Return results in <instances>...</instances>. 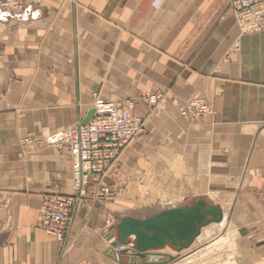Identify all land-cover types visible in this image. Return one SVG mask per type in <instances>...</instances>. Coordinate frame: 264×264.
I'll list each match as a JSON object with an SVG mask.
<instances>
[{
    "label": "crops",
    "instance_id": "1",
    "mask_svg": "<svg viewBox=\"0 0 264 264\" xmlns=\"http://www.w3.org/2000/svg\"><path fill=\"white\" fill-rule=\"evenodd\" d=\"M0 54V264H129L109 251L114 226L161 212L158 195L210 198L221 224L233 211L242 255L264 260V29L242 32L228 0H27L0 19ZM159 89L168 99L151 113L142 99ZM94 93L133 99L146 130L92 181L60 242L38 211L46 194L72 193L60 133L85 119ZM196 97L212 112L184 118L179 105ZM154 171L164 178L148 196ZM103 188L114 198L99 200Z\"/></svg>",
    "mask_w": 264,
    "mask_h": 264
},
{
    "label": "built area",
    "instance_id": "2",
    "mask_svg": "<svg viewBox=\"0 0 264 264\" xmlns=\"http://www.w3.org/2000/svg\"><path fill=\"white\" fill-rule=\"evenodd\" d=\"M27 0H0V19L11 18L23 12ZM229 9L242 32L251 33L264 29V0H228ZM0 57L2 55L0 54ZM162 92L148 93L143 97L150 108H156L164 100ZM133 99L110 100L96 97L93 117L86 125L76 123L63 133L71 154L72 193L46 194L37 219L38 227L58 241L68 236L75 213L86 203L92 181H101L122 151L145 133L146 119L134 113ZM212 112L205 98H194L180 106L181 115L197 120ZM33 141L24 139L29 145ZM99 200L111 199L110 188L96 193ZM114 224V221H111ZM111 224V223H110ZM114 249L117 263L123 260L122 250Z\"/></svg>",
    "mask_w": 264,
    "mask_h": 264
},
{
    "label": "water",
    "instance_id": "3",
    "mask_svg": "<svg viewBox=\"0 0 264 264\" xmlns=\"http://www.w3.org/2000/svg\"><path fill=\"white\" fill-rule=\"evenodd\" d=\"M94 113L91 108L81 124L86 125ZM223 220L222 207L202 198L187 206L162 210L146 219L125 216L114 226L118 239L110 243L109 251L113 253L119 246H128L120 254L132 257L129 264H164L161 261L166 256L161 254L163 250L170 248L176 255L167 256L171 260L178 259L184 251L192 248L203 229Z\"/></svg>",
    "mask_w": 264,
    "mask_h": 264
},
{
    "label": "rangeland",
    "instance_id": "4",
    "mask_svg": "<svg viewBox=\"0 0 264 264\" xmlns=\"http://www.w3.org/2000/svg\"><path fill=\"white\" fill-rule=\"evenodd\" d=\"M159 91L164 93L165 95L164 100L159 104L160 106L162 103H164L168 99V93L160 89ZM159 91H156V92H159ZM93 95H94V100L96 97H102L101 95H99V93H94ZM196 98H199V97H196ZM183 104L179 105V109H180V106ZM92 105H93V102L91 106ZM159 106L156 108H151V113L155 112V110L159 108ZM68 128L70 127L64 128L60 134L65 133ZM61 139H62V142L58 144L59 147L66 145L65 143L66 139L64 138H61ZM140 140L141 139H138L136 142ZM167 173H168L169 179L173 177V176L171 177V175L173 174L169 170H167ZM176 174L177 173H175V175ZM162 178H164L163 173L158 174L155 171L153 172L152 176L147 178L149 180L148 181L149 183H148V187H146L148 190L146 195L153 196L150 193L151 191L155 192L153 194H156V192L158 191V187H161L162 185V183L159 184ZM110 192L112 196L111 199H113L114 191L111 188H110ZM179 199L181 200L182 197ZM195 199L196 198L187 199L186 201L181 202L180 205H178L179 202L163 201V199L161 200L160 196L158 195L157 200L153 204H151V206H152L153 211L162 212V210H166V209L173 208L176 206H187L191 204V202H193ZM204 200H206L209 203L211 201V199L207 197H205ZM234 214L235 213L233 211H227L226 213L227 223L225 224L220 223L219 226L214 225L210 228H207L206 230H203V237H204L203 241H201V243L199 244V240H198L192 247V249L194 248H200V249L194 250V252L191 255L187 256L189 253H191L190 251L192 250V249L191 250L189 249L185 251L184 253H182V255L178 257V259L171 260L169 256H164L163 259H161V261L164 262V264H178V263L179 264H264V260L260 258L259 259L257 257H255L254 259L250 258L249 261H247L246 257L242 255V251L240 250V243H239L240 236H238L239 230L237 226L233 227L229 225L231 220L236 219L235 217H233ZM224 236L228 237V240H226V242H225V239L223 238ZM200 250H202L203 252H199ZM248 250H249V253L252 254L253 251L250 248ZM166 251H168L171 255L176 254L170 248H167ZM196 252H199V253L197 255H194V253Z\"/></svg>",
    "mask_w": 264,
    "mask_h": 264
},
{
    "label": "bare ground",
    "instance_id": "5",
    "mask_svg": "<svg viewBox=\"0 0 264 264\" xmlns=\"http://www.w3.org/2000/svg\"><path fill=\"white\" fill-rule=\"evenodd\" d=\"M222 223H223V221H222ZM212 225H213V224H212ZM203 230H204V229H203ZM202 233H203V232H202ZM201 235H202V234H201ZM198 240H199V239H198ZM198 240H197V241H198ZM197 241H196V242H197ZM196 242H195V243H196ZM192 247H193V246H192ZM191 249H192V248H191ZM191 249H190V250H191ZM184 252H185V251H184ZM184 252H183V253H184ZM175 255H176V254H175Z\"/></svg>",
    "mask_w": 264,
    "mask_h": 264
}]
</instances>
